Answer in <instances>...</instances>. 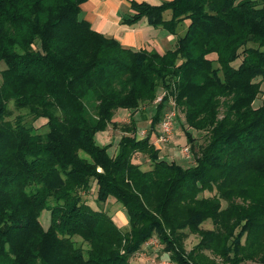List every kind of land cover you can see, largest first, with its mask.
Listing matches in <instances>:
<instances>
[{
  "label": "trees",
  "instance_id": "1",
  "mask_svg": "<svg viewBox=\"0 0 264 264\" xmlns=\"http://www.w3.org/2000/svg\"><path fill=\"white\" fill-rule=\"evenodd\" d=\"M87 1L0 0V264H130L150 240L172 264H205L206 251L222 264H264V106H253L264 0H128L121 23L166 30L175 42L165 52L95 30L81 16ZM170 102L194 157L188 168L153 143ZM141 105L153 110L145 136L130 117L110 156L96 134ZM192 132L204 133L202 145ZM93 184L97 209L83 198ZM109 198L128 230L102 209ZM188 234L200 238L190 253Z\"/></svg>",
  "mask_w": 264,
  "mask_h": 264
},
{
  "label": "rangeland",
  "instance_id": "2",
  "mask_svg": "<svg viewBox=\"0 0 264 264\" xmlns=\"http://www.w3.org/2000/svg\"><path fill=\"white\" fill-rule=\"evenodd\" d=\"M150 4H159L161 0H148ZM118 14L119 18H122L128 14H130L129 11V6L128 3H119L115 5V9H111ZM129 12V13H128ZM101 15V14H100ZM83 17L84 15L81 14ZM97 16V15H95ZM98 17V16H97ZM100 17V16H99ZM170 17V13L167 12L164 15L165 19H168ZM100 21V19H99ZM106 23V21H103ZM107 25V23H106ZM112 31H119V27L112 22L110 23ZM187 26V21H184L183 23L180 24L178 32L182 33V30H184V27ZM94 27V26H93ZM96 28V25L94 29ZM110 28V27H109ZM108 28V29H109ZM152 31L150 32L151 35L154 33L158 34L159 30H162V28H151ZM108 37V35H107ZM3 66L0 65V69H2ZM261 92L254 102L253 106L255 108L264 106V81L261 82ZM154 105V104H153ZM10 109L12 113V117L17 116L21 111H17L15 108L12 107L10 104ZM152 109L148 105H141L140 108L137 111L130 112L126 110H118L115 112L112 121L115 123L109 124L107 129L104 132H99L95 136V141L98 145L104 146V145H111L108 153L110 156H114L117 150V145L120 140V138L125 135L122 131V127L124 125L129 123V118L133 117L137 123V128L139 129L138 137L142 136V131H147L150 123V118L152 115ZM182 122V115L179 116L177 125L175 128V131L171 135L169 142L167 144H164L162 146H155L156 148H159L161 151V154L166 160L168 161H174L176 164L182 166L183 168H188L194 165V157L190 153L187 156L184 155L183 153V148L187 147L186 139L184 134L180 130V123ZM44 125V120L39 119L34 122V127L37 129L39 133H43L46 131L45 127L42 126ZM193 137L196 139L197 145H202L204 143V133H198V132H192ZM188 148V147H187ZM197 151V148H195V152ZM135 163H138L143 170H148L150 169V162L148 158L142 154H137L135 155L134 159ZM211 193L205 192L204 196H211ZM88 205H90L93 209H97L98 204L95 202L96 201V187L93 184L92 188L84 194L83 197ZM102 209L105 210L111 217L112 219L116 222V224L123 230L126 231L128 230V219L126 216V213L124 209L121 207L120 204L116 203L114 199L109 198L106 203L102 205ZM41 221L43 227H48V213L46 211H43L41 215ZM202 228H211L210 222H205L203 224ZM79 241V239H76ZM200 238L197 235L194 234H188L187 237L184 239V250L186 253H190L192 249L197 245L199 242ZM80 242V241H79ZM78 242V243H79ZM77 243V244H78ZM80 244V243H79ZM163 246L160 245L159 243H156L155 240L149 241L147 244H145L141 251L134 255L130 259V264H162L163 262H167L168 259L165 258V253L162 251ZM205 255V264H222V261L214 256L212 253L206 251L203 253Z\"/></svg>",
  "mask_w": 264,
  "mask_h": 264
},
{
  "label": "crops",
  "instance_id": "3",
  "mask_svg": "<svg viewBox=\"0 0 264 264\" xmlns=\"http://www.w3.org/2000/svg\"><path fill=\"white\" fill-rule=\"evenodd\" d=\"M135 1L149 3L148 0ZM164 1L170 0H161L160 3ZM125 2L128 3V0H88L81 6V14L84 15L82 18L88 21L92 27H95L96 25L95 30L99 31L105 36L108 35V37L116 39L122 46L126 48H132L134 50L145 49L147 51L156 50L158 52H165L167 50L173 49L175 36L169 34L164 29L159 30L158 34L154 33L151 35L150 32H154L151 29L153 27L148 26L144 20L131 26L123 25L121 23V19L123 17L119 18L118 14H116V10L114 12L111 9H115L116 3L123 4ZM104 20L106 21L107 25L103 22ZM112 22H114V24L119 27V31H112L110 26V23L112 24Z\"/></svg>",
  "mask_w": 264,
  "mask_h": 264
},
{
  "label": "built area",
  "instance_id": "4",
  "mask_svg": "<svg viewBox=\"0 0 264 264\" xmlns=\"http://www.w3.org/2000/svg\"><path fill=\"white\" fill-rule=\"evenodd\" d=\"M163 100V95H159L154 100V105H158ZM179 114L176 110V106L174 102H170L168 105V108L164 112L162 119L158 125V132L157 135L154 136V145L156 146H162L164 144H167L169 142V139L173 132L175 131L177 121H178ZM142 136H145L146 131H142ZM184 155L189 154V149L187 147L183 148ZM153 241V240H150ZM162 264H172L171 261L163 262Z\"/></svg>",
  "mask_w": 264,
  "mask_h": 264
}]
</instances>
